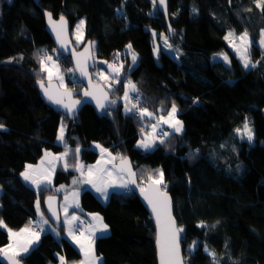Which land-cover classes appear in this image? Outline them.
<instances>
[{
    "label": "trees",
    "instance_id": "16d2710c",
    "mask_svg": "<svg viewBox=\"0 0 264 264\" xmlns=\"http://www.w3.org/2000/svg\"><path fill=\"white\" fill-rule=\"evenodd\" d=\"M43 9L68 17L72 28L85 15V42L97 40L98 56L113 59L121 50L126 59L129 44L139 52L138 64L131 70L125 66L120 82L107 88L117 103L103 116L86 104L70 119L42 99L38 80L48 81L40 63L46 55L63 63L65 88H83L70 57L58 51L48 33ZM169 11L174 37L153 0H41L40 5L0 0V124L5 126L0 129V220L7 226H0V248L10 242L8 229L20 230L37 216L38 199L45 209L47 196L62 197L52 186L36 191L26 182L21 172L28 165L41 163L45 152L68 149V168L60 165L59 183L76 174L78 159L95 162L102 147L116 161L129 156L142 185L149 174L158 178L156 169L163 171L162 185L183 229L186 264H264V54L254 42L250 56L259 63L246 69L224 39L227 23L259 38L264 12L254 0H169ZM151 29L178 43L180 61L161 48L162 66L157 65ZM221 51L229 54V65L211 62ZM128 80L141 93L143 108L165 112L174 102L184 132L169 134L152 149L138 147L145 125L118 99ZM246 122L255 135L250 143L236 134ZM215 150L213 162L208 154ZM80 193L82 210L99 214L110 230L95 240L99 264H158L154 222L133 190L112 191L106 203L89 188ZM52 228L20 256L23 264H59L61 256L66 264L82 260L63 235L62 221Z\"/></svg>",
    "mask_w": 264,
    "mask_h": 264
},
{
    "label": "snow or ice",
    "instance_id": "6c2138e0",
    "mask_svg": "<svg viewBox=\"0 0 264 264\" xmlns=\"http://www.w3.org/2000/svg\"><path fill=\"white\" fill-rule=\"evenodd\" d=\"M157 0H153V4L155 5ZM230 2V0H229ZM256 7L259 8L262 12H264V0H254ZM159 4L166 7V0H159ZM193 11H196V9H193ZM49 21L53 23V30L56 31L57 39L61 40V45L66 46L64 44V41L61 39V33L64 30V27L66 25V21L63 17H60L59 24H56V22H53L51 19V14H49ZM84 21L82 20L80 24L76 26V31L79 33L81 29L83 28ZM155 36V33H153ZM234 32H229L224 39L228 40L230 43L232 41L230 40L231 37H234ZM79 38V37H78ZM165 43L167 44V37H164ZM236 40L240 41V46H237L236 44L232 43L233 48L236 49L237 52L240 53V58L243 62L244 68L255 67L259 61H256L255 63L250 58V52L249 49L253 43V41L249 38V35L247 31L241 33L238 37H235ZM258 43L261 46H264V34H262L260 40ZM169 47H171L169 45ZM127 48L131 50L132 45H127ZM156 51L158 52L159 49L157 48ZM119 55V54H117ZM223 56V59L225 61H228V56L226 54H219ZM137 56L133 52L132 53V63L134 64L136 62ZM48 62H51V65H49ZM230 62V61H229ZM41 70L47 73V80L48 85L45 86L44 80H38L39 86L43 89L44 95L47 97L49 101L56 105H61L63 108L67 109L68 113L72 114L76 111V105L80 104L79 100H72V93L68 91L66 88H56L53 89L51 87L52 79L55 75V77L59 80L61 87L63 86V80L64 77L59 74V68L56 65V62L53 60L51 56H44L41 60ZM110 68H112L113 72L116 74H119L121 69L123 68V65L120 64L118 67L115 65H109ZM56 69L55 73L53 69ZM77 68L79 69L81 75L88 76L89 82L91 83V77L89 76V73L86 71V68L83 66L80 60H77ZM72 71V70H70ZM105 81L109 80L108 76H105L103 73H98ZM117 83H119V80H116ZM108 87H111V84L108 85ZM129 90L131 92H137L138 89L136 88V85L132 83L131 80L127 81L126 90L124 91V95L121 98L125 102V111L129 113L138 114L141 118L147 116V117H153L154 113L149 112L147 108H138L139 99L137 98L135 103H131L132 97L129 94ZM84 96H91L94 99H96L97 106L102 110H107V107L109 104L115 105L117 103L116 100H108V94L106 92H102V98L101 96H97L95 91H88L85 90L83 93ZM67 100V102H66ZM107 101V104L105 103ZM129 103H131V107H129ZM178 109L175 105V103H172L171 109L167 112L166 116H160L156 123L152 125V131L155 133L157 131V126L161 123L169 125L171 128L174 129L175 132L179 133L183 131V124L180 120L176 119V113ZM110 114V113H109ZM5 126L3 124H0V129L4 128ZM64 125H61V128L59 130L58 140L63 141L64 136ZM237 133H240L242 138L246 137L249 142H251L254 138V133L252 129L249 127L248 123H245L243 125V130L236 129ZM164 136L169 135V133L165 132L163 133ZM157 140H159V143H164L163 139H160L159 137L153 136L152 138H145L141 140L138 143V147H142L144 149H151L155 146ZM67 148V146H65ZM97 147H100L97 145ZM75 151L78 153L79 148L77 147ZM101 152H107V149H101ZM68 155L67 150L64 153H61L59 156H52L51 153L45 152V157L52 156V160L49 161L50 164H52L54 168V161L60 160L65 158ZM111 155V154H109ZM112 159H115L113 157ZM122 163L119 171L121 173L126 172L127 175L130 177L128 180H122L119 184H116L115 181L111 180V172H109L106 167H96V166H90L88 168L87 176L84 183L91 184L97 192L101 193L103 198L107 200L108 198V192L107 188L109 186L113 187H120V188H129V185H135L140 189L141 194L143 195L144 199L147 201L149 205L152 207V211L155 213V219L159 228V232L157 235V244L159 247V256H160V264H180V249H179V232H182V228H177L175 226V220L172 218L171 215V202L169 197L165 192H162L159 185H162L164 183V173L161 169H156V173L158 175V178H155L152 174H149L147 177L148 186L147 188L140 187L135 177V173L131 170L130 162L126 160V158H121ZM44 163V160L41 161V165ZM105 164L111 163V160L105 161ZM101 161H97V165H100ZM28 169H32V165L27 166ZM65 169L68 168V164H64ZM80 168H83V166H79ZM94 169L97 175L94 177ZM38 171V170H37ZM23 178L27 181H31L32 184L36 185L37 189H40L41 184H50L51 180L49 175L46 172H40L39 175H32L28 171H25L24 173H21ZM81 175H84L83 172H81ZM73 183H76L74 180ZM63 188V186H61ZM74 200L75 197L78 196V193L72 194ZM53 200V197H49V209L52 210L51 201ZM65 205H64V214H65V222L69 225L68 227V235L72 236L76 242L79 244L80 249L84 253V260L81 262V264H99L100 258L95 255L94 250V241L96 237V233L100 232L101 234H104L108 231V225L103 223V218L100 217L98 214L94 216V219L97 221L96 225H88V235L85 236L84 230L80 231V236L77 237L75 235V232L73 228L71 227L73 221H79V217L73 214L71 218L68 217V208L69 204L67 203L68 197H65ZM75 206L79 207L78 202H75ZM36 207L37 210H40V201H36ZM53 211V215H56L55 210ZM41 217H43V212H40ZM58 219V217H57ZM31 223V222H30ZM44 224L48 223V220H43ZM82 223V222H81ZM0 226H3L7 228L6 225H4L3 221L0 220ZM203 227V223L200 225ZM43 229H41L42 231ZM8 233L11 239V243H9L7 246L0 248V255L5 257L9 264H20V261L17 259V257L21 256L22 254H26L29 252L31 246L36 243L39 240V232L35 231L34 229H31L30 227L26 226L23 229H20L19 232H14L11 229H8ZM27 234V235H25ZM196 242H194L193 247H195ZM205 250L208 251L207 246L205 247ZM210 255L215 259V252L211 251ZM60 264H65L64 257H60Z\"/></svg>",
    "mask_w": 264,
    "mask_h": 264
},
{
    "label": "rangeland",
    "instance_id": "374dc122",
    "mask_svg": "<svg viewBox=\"0 0 264 264\" xmlns=\"http://www.w3.org/2000/svg\"><path fill=\"white\" fill-rule=\"evenodd\" d=\"M119 12L121 13L122 12V9H119ZM258 20H260L261 19V16H259V17H256ZM84 21V25H83V28L81 29V31L79 32V33H77V31H76V26L78 25V24H80V22L81 21ZM85 24H86V19H85V15H81V16H79L78 18H77V20L75 21V23H74V25H73V28H72V30H71V34H72V39H73V42H74V44L78 47V48H81L82 46H83V44H85L86 42H85ZM226 27H227V34L229 33V32H234V34H235V36L234 37H231L230 38V40L232 41V43H234V44H236L237 46H240V41H238V40H236L235 39V37H238L241 33H243V32H245V31H247V33H248V35H249V38L253 41V43L254 42H256V44L258 45V47H259V49H260V51H261V53L262 54H264V46H261L259 43H258V41L260 40V38H261V36H262V34H264V28L263 29H261V36L259 37V38H256L254 35H252V33L251 32H249V30H247V29H242V30H239L235 25H233V24H231V23H227L226 24ZM226 34V35H227ZM170 36V35H169ZM79 37V38H78ZM164 37H167V36H165V35H163L162 37H160L159 39H160V42H161V46H162V48L166 51V52H168L170 55H172V56H174L177 60H181V49L179 48V46H178V43L176 42V43H174V42H172L171 41V39L169 38V37H167V44L165 43V39H164ZM227 41V43H228V46H229V48L233 51V53L239 58V60H240V62L242 63V65H243V62H242V60H241V58H240V53L239 52H237L236 51V49L235 48H233V46H232V43H230L228 40H226ZM85 42V43H84ZM253 43H252V45H253ZM169 45L171 46V47H169ZM252 45H251V47H250V49H249V52H251L252 51ZM93 50H94V55H95V63H96V67L92 70V72H93V77H94V80L95 81H98V82H103L104 84H105V86L107 87V88H109L108 87V85L109 84H111V87L110 88H112L113 86H115L116 84H118L117 82H116V80L118 79L119 80V82H120V78H118V76H119V74L120 73H122V71H124L125 70V66H127V69L128 70H131L134 66H136L137 64H138V61H139V57H140V54H139V52L134 48V47H132L131 48V50L130 49H128L127 48V46H126V48H125V54H127L128 55V58H126V59H122V57H121V59H120V56H117V54H115L116 56H114L113 57V59H109V58H105V57H101V56H98V42H97V40L95 39V40H93ZM119 51H121V50H119ZM123 52V51H122ZM135 53L136 54V56H137V59H136V62L133 64L132 63V53ZM219 54H226L227 56H228V61H225L224 59H223V56L222 55H219ZM250 58H251V56H250ZM54 60V59H53ZM71 60V59H70ZM117 60H121V62L120 63H118L117 62ZM210 60H211V62L212 61H223L225 64H227V65H229L230 64V58H229V54L226 52V51H221V52H218V53H214L213 55H211V57H210ZM251 60H252V58H251ZM55 62H56V65L58 66V68H59V74L60 75H62L63 77H64V80H63V86L62 87H64V86H66V75H65V73H67L66 72V70H62V68H63V63L61 62V61H58V60H54ZM253 61V60H252ZM49 63V65H51V62H48ZM72 63V62H71ZM120 64H122L123 65V68L121 69V71H120V73L119 74H116V73H114L113 72V70H112V68H110L109 67V65H115V66H119ZM73 66V65H72ZM69 68V67H68ZM74 69V68H73ZM53 71H54V73H55V71H56V69L54 68L53 69ZM98 73H103L105 76H108L109 77V80H107V81H105L100 75H98ZM76 74V73H75ZM77 76V75H76ZM72 77L74 78V79H77L78 78V76H77V78L72 74ZM52 80H57L58 82H59V80L55 77V75H54V77H53V79ZM78 80L82 83V81L78 78ZM59 84H60V82H59ZM134 84V83H133ZM82 87H84V84L82 83ZM126 85H127V82H126ZM65 88V87H64ZM109 88V89H110ZM79 89H81V88H79ZM126 90V86H125V89L123 90V92L118 96V99H120V100H122L121 98L123 97V95H124V91ZM133 92H131L130 90H129V94H132ZM123 101V100H122ZM129 105H131V103H129ZM177 107V106H176ZM148 109V111L149 112H152V113H154V116L153 117H151V119H149V117H147V116H145V117H143V120L142 121H144V124H145V129L143 130L145 133H149L150 134V136L151 137H153V136H155V137H159L160 139H164L166 136H163V137H160L159 135H158V132L162 129V130H164L165 132H167V133H169V134H171V133H173V132H175L174 131V129L173 128H171L169 125H167V124H163V123H161L160 125H158L157 126V131L155 132V133H153V131H152V125L153 124H155L156 123V121H157V119L160 117V116H166L167 115V112L171 109V107H169L165 112H163L162 111V109H159L157 112L156 111H154L153 109H150V108H147ZM178 109V108H177ZM176 119H178V120H180L181 122H182V124H183V131L182 132H179V133H183L184 132V129H185V125H184V122L178 117V111H177V113H176ZM246 123H248V122H246ZM248 125H249V127L252 129V127L250 126V124L248 123ZM241 130H243V128L241 129ZM64 131H65V128H64ZM253 131V130H252ZM64 133V132H63ZM177 133V132H176ZM254 133V132H253ZM236 134L238 135V137L240 138V139H242V140H246V141H248L247 140V138L246 137H243L242 138V136H241V134L240 133H237L236 132ZM144 136V135H143ZM142 136V137H143ZM168 136V135H167ZM255 139V135H254V138H253V140ZM253 140L251 141V142H253ZM158 141V140H157ZM59 142V141H58ZM250 143V142H249ZM100 149H103L102 147L100 148ZM67 150V152H68V155L65 157V158H63V159H60V160H57V161H54V168H53V166H52V164H50L49 163V161L50 160H52V159H47V160H44V163H43V166H42V172H46L48 175H49V177H50V180H51V183L50 184H47V185H49V186H52L53 188H54V190H56L57 192H59L60 194H62V199H63V201H64V197H68V199L70 198V197H72V194L73 193H77L78 191H80L81 190V187H86V188H89V189H91L93 192H95V194L99 197V199L102 201V202H104V203H106L108 200H109V197H110V194H111V192L112 191H115V187H113V186H109L108 188H107V192H108V198H107V200H105L104 198H103V196H102V194L101 193H99V192H97L96 191V189L91 185V184H87V183H84L83 181L85 180V178H86V176H87V172H88V168L90 167V166H92V165H94V164H96L97 163V161H101V164L103 163V161L105 160V161H108V160H111V163H110V165L108 166V168H106L109 172H111V177H110V179L111 180H114V179H116V177H121V179L122 180H128V178L126 177V175H124V174H122V173H120V172H118L117 171V169H116V160L115 159H112L113 157H115L116 158V156L113 154V153H111L110 152V150H107V152H101V150L99 151V154H100V156H99V160H97V161H95V163H92V164H89V163H86L84 160H82L81 158L80 159H78L79 161H78V164H77V166H76V174L74 175V176H72L70 179H67V180H63L62 182H59V183H56V177H57V173H58V170H59V168H60V165L62 164V166H64V164L66 163V159H67V157H69V155H70V152H69V150L68 149H66ZM66 150H64V151H61V152H58V153H54V155L55 156H59L61 153H64ZM109 154H111V155H109ZM218 154V150H215L214 152H211V153H209L208 154V157L213 161V162H215V155H217ZM100 164V165H101ZM83 166V168H80L79 166ZM97 165V164H96ZM96 167H99V165H97ZM64 169H65V167H64ZM25 171H28L30 174H32L31 173V169H28V167H26L21 173H24ZM81 172H83L84 173V175H81ZM97 175V173L95 172V170H94V177ZM25 180V179H24ZM76 181V183H73V181ZM26 182H30V181H27V180H25ZM121 181H117L116 180V182L115 183H117V184H119ZM61 186H63V188L61 187ZM0 188H1V186H0ZM117 188H120V187H117ZM117 191H119V190H117ZM1 194H2V189H1V191H0V196H1ZM39 201H41L40 199H38ZM70 211H68V217L69 218H71V216L73 215V214H75L76 216H78V215H80V219H79V221H73V223H72V225H71V227L72 228H76L77 227V225L78 224H81V219L83 218V216H82V214H81V209H80V207H77V210H75L74 209V204L73 205H71V207H70ZM73 210V211H72ZM85 219H89V225H92V222H91V220H90V218H85ZM61 221L63 222V223H65L66 225H65V230H64V233L68 236V237H70V238H73L72 236H69L68 235V227H69V225L65 222V214L64 213H61ZM84 221V220H83ZM41 222V221H40ZM5 225V224H4ZM28 227H30L31 228V226L28 224L27 225ZM26 227V226H25ZM47 228H45L44 230H53V229H51L50 228V224H49V226H46ZM88 228V227H87ZM86 228V229H87ZM32 229V228H31ZM74 230V229H73ZM86 231V230H85ZM85 231H84V233H85ZM110 232V230H108L106 233H104V234H102V235H106V234H108ZM11 240V239H10ZM96 240V239H95ZM10 243V242H9ZM8 243V244H9ZM8 244H6L5 246H7ZM5 246H3V247H5ZM95 250V249H94ZM95 255L97 256V257H99L100 258V260H99V263H100V261H101V257L97 254V252H96V250H95ZM84 260V255H83V258H82V260L79 262V263H77V264H81V262ZM215 264H220V263H215Z\"/></svg>",
    "mask_w": 264,
    "mask_h": 264
},
{
    "label": "water",
    "instance_id": "95a60500",
    "mask_svg": "<svg viewBox=\"0 0 264 264\" xmlns=\"http://www.w3.org/2000/svg\"><path fill=\"white\" fill-rule=\"evenodd\" d=\"M40 1L41 0H34V2L37 5H40ZM156 5H157L158 10L164 15V18H165L166 23H167V28H168L170 37H174L175 28L172 26L171 21H170L169 0H166V7L163 6V5H160L159 4V0H157ZM43 13H44V16H45L46 29H47L48 33L51 35V37H52V39H53L58 51L61 54H63L64 56L70 57L72 65H73V68H74V71H75L76 75L78 76V78L84 84V87L81 88V89H75V90L66 88L68 91H70L72 93V97H71L72 100H79L80 101V104L76 105L75 113H72V114L68 113L67 109L63 108L61 105H56V104L52 103L51 101H49L47 99V97L44 95L43 89L39 86L42 99L44 100L45 103L50 105L53 109H55L56 111L67 115L70 119L77 118L80 110L86 104L92 105L95 108L96 112L100 116H103L106 113V111L109 108L113 107L114 105L109 104L108 107H107V110L105 111V110L100 109L97 106L96 99H94L91 96H84L83 95L85 90L95 91L96 95L97 96H101V98H102V92H106L108 94V100L109 101L113 100L111 92L107 89L105 84L103 82H98V81L94 80L92 69L95 68L96 64H95V57H94V50H93V41L92 40H87L86 43L81 48L76 47V45L73 42L72 34H71L72 24H71L70 20L68 19V17L61 16L66 21V25L64 27V30L61 33V39L64 41V44L66 46L62 47L61 40L57 39L56 31L53 30V23H51L49 21V14H51V19H52L53 22H56V24H59L60 17H58V18L54 17L53 14L50 11L46 10V9H43ZM153 33H155V36L153 35ZM150 36H151V39H152L151 40V45H152L153 58H154L155 62L157 63V65L161 67L162 64L160 62V58H161V55H162V53H161V48L162 47H161V44L159 42L160 33L157 30H155V29H151L150 30ZM157 48L159 49L158 52L156 51ZM77 60H80L81 63L83 64V66L86 68V71L89 73V76L91 77V83L89 82V77L88 76L81 75L79 69L77 68ZM45 86L46 87L49 86L48 85V81L45 82ZM51 87L53 89L61 88V90H63V88H64V87H61L59 82L56 81V80H52ZM66 102H67V100H66ZM105 103L107 104V101H105ZM124 158H126V160L128 162H130V167H131V170L135 173V177L134 178L136 179L137 184L140 187L147 188L148 181L146 182L145 185H142V184L139 183L138 176H137L136 171L134 169V166H133L131 158L129 156L124 157ZM43 159H45V155H44ZM45 160H47V159H45ZM121 163H122L121 159H119L116 162V169H117L118 172H120L119 169L121 167ZM40 172H42L41 163H39L37 165H34L33 168H32V175H37L38 176ZM122 174L126 175V177L128 179H130V177L127 175L126 172H124ZM29 184L31 186H33V188L36 191L39 190V189H37L36 185L31 183V181L29 182ZM43 185L44 184H41V186H43ZM129 186H130L131 190H133L134 193L140 198V200L142 201L143 205L147 209L150 217L152 218V220L154 222V225H155V228H156L155 246H156V251H157L158 264H160L159 247H158V244H157V235H158V232H159V228H158V225H157V222H156V219H155V213L152 211L151 205H149L147 203V201L144 199L143 195L140 192V189L138 187H136L135 185H131L130 184ZM159 187H160L161 191L165 192L167 194V196L169 197V199H170V202H171V215H172V218L175 220V226L177 228H179V223H178V220H177V218L175 216V213H174V200H173V197L170 194V192L167 191L164 188L163 185H159ZM49 197H53V200L50 203H51V206H52V210H55V212H56L55 216L53 215V211L49 209V201H48ZM45 209L47 211V215H48L49 219L51 220L52 224L56 228H59L60 224H61L60 197L58 195H49V196H47L46 199H45ZM57 217H58V219H57ZM179 237H180V239H179L180 264H186L185 257L183 255L182 244H181V241H182V233L181 232H179ZM17 259L20 261V264H23V262H22L20 257H17ZM0 262L2 264H9L7 259L5 257H3L2 255H0Z\"/></svg>",
    "mask_w": 264,
    "mask_h": 264
},
{
    "label": "crops",
    "instance_id": "0c3cea01",
    "mask_svg": "<svg viewBox=\"0 0 264 264\" xmlns=\"http://www.w3.org/2000/svg\"><path fill=\"white\" fill-rule=\"evenodd\" d=\"M249 68H251V66L249 67ZM249 68H247V69H249ZM149 119H151V117H149ZM143 120V119H142ZM143 123H144V121H143ZM145 125V124H144ZM162 130V129H161ZM144 138L143 139H145L146 137L147 138H152L151 136H150V134L149 133H145L144 134V136H143ZM142 139V140H143ZM156 145V144H155ZM154 148V147H153ZM152 149V148H151ZM101 149H99V151H100ZM52 154V156H55L54 155V153H51ZM52 156H50V157H45V159H52ZM45 159H43V160H45ZM97 160H99V158L97 159ZM96 160V161H97ZM105 162V160L103 161V163L101 164V165H99V167H106V168H108V166L110 165V163H108V164H105L104 163ZM92 163H95V162H92ZM92 163H89V164H92ZM97 164V163H96ZM96 164H94V165H92V166H97ZM42 166H43V164H42ZM95 170V169H94ZM31 173H32V169H31ZM22 178H23V176H22ZM24 179V178H23ZM116 180L119 182V181H122V179H121V177H116V179H114L113 181H115L116 182ZM117 184V183H116ZM1 189H2V187L0 188V191H1ZM130 189V186H129V188H117V187H115V190H119V191H126V190H129ZM81 190L80 191H78L77 193H78V196L77 197H75V200H74V198H73V196L72 197H70L69 199H68V201H67V203L69 204V208H68V211H70L71 209H70V207H71V205H73L74 204V209L75 210H77V207L75 206V202H78V204H79V207H80V209H81V214H82V216H83V218L81 219V221H83V220H86L85 218H90V220H91V222H92V225H96L97 224V221L94 219V216L97 214V213H87V212H85V211H83L82 210V207H81V202H80V196H81ZM95 193V192H94ZM65 197H64V201H63V199H62V197H61V199H60V211H61V213H64V205H65ZM73 211V210H72ZM37 212H38V214H37V216H38V218L42 221V223H43V220H48V223L47 224H44L43 223V225H44V227L45 228H47L46 226H49V224H50V228L51 229H53L52 228V223L49 221V219H48V216H47V214H46V211H45V209H44V204H43V201L41 200L40 201V210L38 211L37 210ZM40 212H43V217H41V215H40ZM99 215V214H98ZM100 216V215H99ZM78 217H80V215H78ZM101 217V216H100ZM89 220V219H88ZM63 223V222H62ZM103 223L104 224H106L105 223V221L103 220ZM63 225H64V230H65V223H63ZM79 225V224H78ZM23 228H25V227H23ZM22 228V229H23ZM74 230H75V228H73ZM86 230V231H85ZM84 231H85V236H87L88 235V228L87 229H85ZM108 230H109V227H108ZM12 231H14V232H19L20 230H12ZM53 231V230H52ZM54 232V231H53ZM25 235H27V234H25ZM63 235L70 241V242H72L80 251H81V253H82V256L84 255V253H83V251L80 249V246H79V244L76 242V240L74 239V238H70V237H68L65 233H64V231H63ZM76 235V234H75ZM99 235H102L100 232H97L96 233V237H98ZM77 237H79L80 235H76ZM40 237H41V233H39V240H40ZM96 239V238H95ZM39 240L36 242V243H34L32 246H31V248H30V250H29V252H31L33 249H35L36 248V246L38 245V243H39ZM12 241L10 240V243H11ZM94 249H95V241H94ZM28 252V253H29ZM28 253H26V254H28ZM26 254H22L21 256H23V255H26ZM20 257V256H19ZM83 258V257H82ZM65 260V259H64ZM59 264H60V261H59ZM66 264V263H65Z\"/></svg>",
    "mask_w": 264,
    "mask_h": 264
},
{
    "label": "built area",
    "instance_id": "2783aa9c",
    "mask_svg": "<svg viewBox=\"0 0 264 264\" xmlns=\"http://www.w3.org/2000/svg\"><path fill=\"white\" fill-rule=\"evenodd\" d=\"M117 54H119V55H117V56H120V59H121L122 51H118ZM117 62L120 63L121 60H120V61L117 60ZM130 96L132 97L131 103H135L136 100H137V98L139 99V104H138L137 107H138V108H141V107H142V95H141V93L138 92V91H137V92H133L132 94H130ZM136 118H137V120H142V119H143V118H141L138 114H137V117H136ZM163 133H165V131H164V130H160V131L158 132V135H159L160 137H163V136H164ZM128 191H129V190H128ZM40 221H41V220L38 218V216H32V217L30 218V220H29V225H30L31 228L34 229L35 231H38L39 233H42V232L44 231L45 227H44L42 221H41V222H40ZM30 222H31V223H30ZM88 225H89V220H88V219L82 221V223L79 224V225H77V227L75 228V230H74L75 234H76V235H80V231H81V230H85V229L88 227ZM41 229H43V230L41 231Z\"/></svg>",
    "mask_w": 264,
    "mask_h": 264
},
{
    "label": "bare ground",
    "instance_id": "6f19581e",
    "mask_svg": "<svg viewBox=\"0 0 264 264\" xmlns=\"http://www.w3.org/2000/svg\"><path fill=\"white\" fill-rule=\"evenodd\" d=\"M118 53V51L116 52V54Z\"/></svg>",
    "mask_w": 264,
    "mask_h": 264
}]
</instances>
